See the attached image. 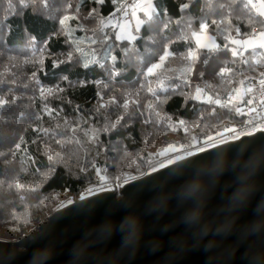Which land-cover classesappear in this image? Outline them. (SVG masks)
Returning a JSON list of instances; mask_svg holds the SVG:
<instances>
[{
  "label": "trees",
  "instance_id": "obj_1",
  "mask_svg": "<svg viewBox=\"0 0 264 264\" xmlns=\"http://www.w3.org/2000/svg\"><path fill=\"white\" fill-rule=\"evenodd\" d=\"M124 1L0 0V99L8 101L0 108V235L25 234L62 201L103 183L116 184L119 197L118 184L163 163L167 146H209L247 116L241 81L262 78L264 50L243 58L228 50L236 26L251 31L244 0L231 8L232 0H152L153 19L140 12L145 23L131 42L117 40L109 20ZM182 3L190 8L181 12ZM222 18L207 30L216 47L197 48L200 22ZM166 46L174 55L145 78ZM197 83L208 90L203 100L191 97Z\"/></svg>",
  "mask_w": 264,
  "mask_h": 264
},
{
  "label": "water",
  "instance_id": "obj_2",
  "mask_svg": "<svg viewBox=\"0 0 264 264\" xmlns=\"http://www.w3.org/2000/svg\"><path fill=\"white\" fill-rule=\"evenodd\" d=\"M0 240V264H264V132L225 141Z\"/></svg>",
  "mask_w": 264,
  "mask_h": 264
},
{
  "label": "snow or ice",
  "instance_id": "obj_3",
  "mask_svg": "<svg viewBox=\"0 0 264 264\" xmlns=\"http://www.w3.org/2000/svg\"><path fill=\"white\" fill-rule=\"evenodd\" d=\"M20 4L23 5L25 3V0H19ZM43 4L45 7H48V0H42ZM106 2V0H93V3H99L100 5H103ZM237 0H232L231 3L227 5V7H233L236 4ZM9 6H11L12 0H8ZM111 3L113 5L118 3V0H111ZM220 8H224V4H219ZM190 8V5L188 3H182L180 5V11L184 12L187 9ZM243 8L247 10V12L251 15H249V21H248V26L251 28V31L248 32H241L240 27L236 26L235 27V33H236V38H233L231 40V44L235 45V47L228 48L227 45H225L226 48L231 52V55L233 57H244L245 52L248 50H256V49H264V0H244L243 2ZM118 11L123 12L124 14H129L131 15V18L133 21H135V32H140L141 30V25L145 23V21L137 16V12H142L145 17L149 21L153 19V12L155 9L153 8L152 0H142L141 3L137 4H121L120 8ZM93 13H89V15H92ZM69 17L67 15L63 16L60 19V24L63 25L66 20H68ZM172 23L171 20H167L163 23L162 28L160 29L161 31H166L170 24ZM225 23V19H220L219 21L217 19H212L210 22L208 20H203L199 24L200 31L204 32L207 31L211 28V26L215 25L217 28L220 27L221 24ZM229 27L231 28V22L229 21ZM194 35H197V33H193ZM129 42L136 40V36L134 34L129 33V35L126 37ZM116 39L119 40L121 39V36L118 34L116 36ZM197 45L200 48L206 47V45H202L197 41ZM174 53L170 52L168 47L166 46L163 54L159 56L158 62L151 63L150 66H147L146 71L143 73L144 77H152V76H157L159 74V70L164 69L166 61L173 56ZM188 56H192V52L189 51ZM182 59L184 58L183 56L181 57ZM69 59H71V55H69ZM113 61H115L116 57H112ZM59 63H63V61H54V66H58ZM87 67V65H85ZM223 71H229V69H224ZM35 74L33 73V76ZM261 76L264 77V73H261ZM261 84H264V79H261L259 81ZM162 83V80L160 81ZM150 92L154 91L153 88L149 87L148 89ZM253 89L248 88L247 92L252 93ZM235 98H230L227 103L232 104L233 100ZM209 103H214L216 105H221V101L219 99L213 100L211 97H209L208 100ZM8 101L6 99H0V108H3L6 106ZM255 103V98H251L247 100V104L249 106L253 105ZM261 103H264V100H261ZM125 108L128 107L127 101L123 105ZM151 107V105L149 106ZM238 113L241 111L239 107L235 109ZM50 110V113L51 114ZM249 112H256L257 109L254 107H249L248 108ZM119 119H123V117H120ZM119 122V121H118ZM117 122V123H118ZM183 123V121H181ZM112 127H116V124H113ZM255 129L257 131H264V129L260 128L259 125H254ZM227 131H230L234 134V139H239V135H235L236 130L235 129H227ZM244 135H251V132H245ZM208 141L212 142L213 137H208ZM57 143H60L57 141ZM214 146V145H213ZM17 148H19V145H17ZM171 151H175V149H172ZM199 151L203 152L204 149L200 148ZM188 155H192L191 152L188 153ZM180 157H177L179 159ZM173 161L170 159L169 163H172ZM164 165L161 164V167ZM156 169L153 168V171ZM97 175L99 176V170L97 169ZM101 180H103V177H100ZM20 187H23V185H20ZM87 192L89 194H92L93 190L88 189ZM81 199H84V196L80 197ZM38 264H40V261L38 259Z\"/></svg>",
  "mask_w": 264,
  "mask_h": 264
},
{
  "label": "built area",
  "instance_id": "obj_4",
  "mask_svg": "<svg viewBox=\"0 0 264 264\" xmlns=\"http://www.w3.org/2000/svg\"><path fill=\"white\" fill-rule=\"evenodd\" d=\"M137 3H141V0H125L121 4L132 5V4H137ZM120 5L117 9H115L109 15V20L117 26L122 25L123 21L127 18V15H128V14L126 15L123 12L118 11V9L120 8ZM261 79H264V77L260 79L255 78V77H246L241 81V90H242L243 95L248 97L249 99L255 98V103L251 106L247 105L246 106L247 109L249 107H254L257 109V111L256 112L248 111L247 116L241 123L235 125L232 128H229V129H235L236 130L235 135H239L240 138L251 136L258 132H264V131H257L254 127V125H259L260 128L264 129V103H261V100H264V84H261L259 82ZM248 88L253 89L252 93L247 92ZM207 95H208V90L202 83L195 84L193 92H192V96H191L192 99L203 100L207 97ZM245 132H251V135H244ZM223 135L225 137V140H223L222 142L238 140V139H234V134L230 131L226 130ZM181 150L185 151L186 147H184ZM107 190H110V189H107Z\"/></svg>",
  "mask_w": 264,
  "mask_h": 264
},
{
  "label": "rangeland",
  "instance_id": "obj_5",
  "mask_svg": "<svg viewBox=\"0 0 264 264\" xmlns=\"http://www.w3.org/2000/svg\"><path fill=\"white\" fill-rule=\"evenodd\" d=\"M137 16L139 17V18H141L142 19V17H141V15H140V12L138 11L137 12ZM135 27H136V25H135V21H133L132 20V18H131V15H130V13L127 15V18L123 21V23H122V25H119V26H117L116 27V30H115V36H117L118 34L121 36V39H119V40H124V41H129L126 37L129 35V33H131V34H134L136 37H137V35H138V32H135L134 31V29H135ZM193 33H197V35H194L193 34V40H194V44H195V46L198 48V45H197V41H199V43L200 44H202V45H206V47H204V48H208V49H210V48H214V47H216V42H215V39H214V37H213V35L212 34H210L209 32H207V31H204V32H202V31H200V29L199 30H196V31H194ZM233 39V38H232ZM233 47H235V46H233ZM200 48V47H199ZM264 50V49H263ZM192 52V51H191ZM193 53V52H192ZM155 62H158V60L157 61H155ZM154 63V62H153ZM240 94V93H239ZM240 96H241V94H240ZM220 138H222V139H220V140H218L217 142H215V143H213V144H211V145H209V146H206V147H203V149H207V148H209V147H212L213 145H216V144H218V143H221L223 140H225V137H224V135L221 137L220 136ZM172 149H175V151H171ZM181 149H183V148H181V147H179V148H174L172 145H169V146H167L162 152H161V155L159 156V158L161 159V158H165L166 160L163 162V163H161V164H163L164 166H166V165H168V164H171V163H169V160L171 159L173 162H175V161H177V160H180V159H183V158H185L186 156H189L188 155V153L187 152H185V151H183V150H181ZM200 149V148H199ZM199 149H196V150H193V151H191V153L193 154V153H196V152H199ZM177 157H180L179 159H177ZM159 159V160H160ZM172 162V163H173ZM161 164L160 165H158L157 167H155V169L157 170V169H159V168H161ZM153 171V168L152 169H150V170H147V171H145L144 173H141V174H138V175H135V176H132V177H130V178H127V179H125L124 181H122L121 183H120V185L118 184V186L120 187V189L123 187V185L125 184V183H128V182H130V181H132V180H134V179H136V178H138V177H140V176H143V175H145V174H148V173H150V172H152ZM115 185L116 184H113L112 182H107V183H103V184H101V185H98V186H94L93 188H90V189H92L93 190V192H92V194H89L88 192H87V190L81 195V196H84L85 198L86 197H88V196H91V195H93V194H96V193H98V192H101V191H105V190H107V189H110V190H112L113 191V188L115 187ZM116 194V193H115ZM80 196V197H81ZM79 199H81V198H79ZM78 199V200H79ZM77 200H74V199H67V200H64V201H62L51 213H53L55 210H57V209H60V208H63V207H65V206H67V205H69V204H71V203H74V202H76ZM51 213H49L46 217H38V222L36 223V224H38L39 222H41V221H43V220H45ZM35 224V225H36ZM34 225V226H35ZM33 226V227H34ZM3 227H5V226H3ZM33 227H31L29 230H31ZM28 230V231H29ZM27 231V232H28ZM26 232V233H27ZM24 235V234H23ZM20 236H22V235H19V236H15V237H12V238H7V237H4V236H2V235H0V240H6V241H10V240H13V239H16V238H18V237H20Z\"/></svg>",
  "mask_w": 264,
  "mask_h": 264
},
{
  "label": "crops",
  "instance_id": "obj_6",
  "mask_svg": "<svg viewBox=\"0 0 264 264\" xmlns=\"http://www.w3.org/2000/svg\"><path fill=\"white\" fill-rule=\"evenodd\" d=\"M141 2H142V0H141Z\"/></svg>",
  "mask_w": 264,
  "mask_h": 264
}]
</instances>
